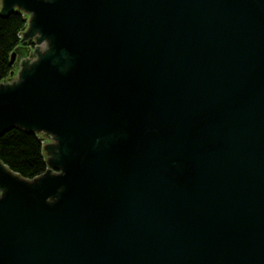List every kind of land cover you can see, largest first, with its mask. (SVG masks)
<instances>
[{
	"label": "water",
	"instance_id": "water-1",
	"mask_svg": "<svg viewBox=\"0 0 264 264\" xmlns=\"http://www.w3.org/2000/svg\"><path fill=\"white\" fill-rule=\"evenodd\" d=\"M0 10L37 44L0 136L52 139L31 180L0 161V264H264V0Z\"/></svg>",
	"mask_w": 264,
	"mask_h": 264
},
{
	"label": "trees",
	"instance_id": "trees-1",
	"mask_svg": "<svg viewBox=\"0 0 264 264\" xmlns=\"http://www.w3.org/2000/svg\"><path fill=\"white\" fill-rule=\"evenodd\" d=\"M26 28V14L18 10L2 14L0 10V82L7 79L14 69L10 56L22 45ZM25 41L28 42V39ZM43 148L38 134L23 128H12L0 136V161L11 172L31 180L47 169Z\"/></svg>",
	"mask_w": 264,
	"mask_h": 264
},
{
	"label": "rangeland",
	"instance_id": "rangeland-1",
	"mask_svg": "<svg viewBox=\"0 0 264 264\" xmlns=\"http://www.w3.org/2000/svg\"><path fill=\"white\" fill-rule=\"evenodd\" d=\"M26 17L27 18H29V15H26ZM35 37H33L32 39H30L29 40V42H26L25 40L26 39H24L23 41H22V45L23 46H25L26 47V50L28 51V50H30V51H32V50H35V46L34 45H37V44H35V43H33L32 41H35V39H34ZM12 72H13V70H12ZM11 72V73H12ZM40 137L42 138V142H43V146L46 144V143H50V141H52V139L51 138H47V136H42V135H40ZM44 154H45V152H44ZM45 156V155H44ZM46 158V157H45Z\"/></svg>",
	"mask_w": 264,
	"mask_h": 264
},
{
	"label": "built area",
	"instance_id": "built-area-1",
	"mask_svg": "<svg viewBox=\"0 0 264 264\" xmlns=\"http://www.w3.org/2000/svg\"><path fill=\"white\" fill-rule=\"evenodd\" d=\"M35 39V38H34ZM33 43H35V41H32ZM36 44V43H35ZM35 46V45H34ZM35 48V47H34ZM14 69H13V72H12V75H10L7 79H5V81H7L8 79L10 78H13V77H16V74L18 73L19 71V67H16V66H13ZM3 82V81H1Z\"/></svg>",
	"mask_w": 264,
	"mask_h": 264
}]
</instances>
